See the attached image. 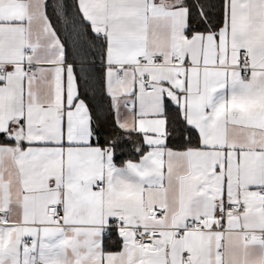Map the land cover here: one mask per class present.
<instances>
[{
    "label": "snow or ice",
    "instance_id": "obj_1",
    "mask_svg": "<svg viewBox=\"0 0 264 264\" xmlns=\"http://www.w3.org/2000/svg\"><path fill=\"white\" fill-rule=\"evenodd\" d=\"M0 264H264V0H0Z\"/></svg>",
    "mask_w": 264,
    "mask_h": 264
}]
</instances>
